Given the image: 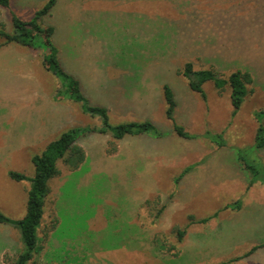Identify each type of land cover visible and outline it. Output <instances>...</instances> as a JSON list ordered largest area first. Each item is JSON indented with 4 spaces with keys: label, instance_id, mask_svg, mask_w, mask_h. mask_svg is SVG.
Masks as SVG:
<instances>
[{
    "label": "rangeland",
    "instance_id": "obj_1",
    "mask_svg": "<svg viewBox=\"0 0 264 264\" xmlns=\"http://www.w3.org/2000/svg\"><path fill=\"white\" fill-rule=\"evenodd\" d=\"M47 1L11 0L9 10L0 8V23L11 33L10 11L30 20ZM238 16L218 32L219 41L204 28L169 30L163 21L177 15L167 0H56L42 18V26L55 29L61 66L79 80L91 105L107 110L111 126L148 121L160 138L117 141L97 133L98 116L56 97L59 82L41 64V44L1 47L0 211L6 217L23 218L29 189L28 181H12L7 173L32 178V155L65 131L91 130L77 140L84 162L72 169L58 161L59 174L49 181L37 264H221L264 245V212L249 222L230 209L237 201L242 208L263 187L249 186L251 175L239 159L264 169V146L254 147L256 120L264 125V115H256L264 110V0H242ZM175 39L182 43L171 44ZM204 56L252 70L255 85L236 113L227 88L204 83L205 101L188 88L181 69L189 62L208 69ZM164 84L175 96L174 120L190 139L178 137L165 117ZM144 156L146 175L131 177L130 159L137 164ZM215 213L205 224L188 225L189 216ZM185 228L178 244L175 229ZM22 250L17 229L1 224L0 264H12ZM263 257L264 247L227 264H264Z\"/></svg>",
    "mask_w": 264,
    "mask_h": 264
},
{
    "label": "trees",
    "instance_id": "obj_2",
    "mask_svg": "<svg viewBox=\"0 0 264 264\" xmlns=\"http://www.w3.org/2000/svg\"><path fill=\"white\" fill-rule=\"evenodd\" d=\"M150 1V0H145ZM173 12L177 15L176 19L164 20L168 25L172 26L169 30L182 28L187 25L188 28H204L209 31V38L216 37L219 41L218 32L222 30L228 22H237L239 19V9L242 0H167ZM11 0H0V8L9 10ZM56 5V0H48L44 6L37 10L30 20H21L10 11V21L12 32L9 33L0 23V43L1 47L8 44H16L20 47L35 50L40 44L44 47V54L41 60L42 66L46 71L50 72L59 82V88L56 97L66 98L80 105L83 113L90 116H98L101 120L102 127L94 130L99 134L109 133L113 140H122L127 136H138L141 134H150L155 138L162 137V134L148 121L130 122L111 126L109 122L108 112L100 106H93L84 96L78 79L67 73L61 66L58 59V49L52 42L55 29L52 26H42V18L51 15V11ZM227 23V24H226ZM168 28V26H167ZM213 41V40H211ZM182 43V42H181ZM178 39L171 43L176 46L181 44ZM210 67L206 70H195L193 65L185 63L181 69V75L187 80L188 88L197 93L200 98L205 101L203 84L212 83L214 89L219 92L226 88L229 91V101L236 113L243 105L246 96L249 93V87L255 85L254 76L249 66L238 61L222 62L218 58H208L204 56ZM227 65V66H225ZM219 69H221L219 71ZM162 94L165 104V117L172 122L174 133L184 139H190V135L186 133L183 127L176 124L174 120V111L176 107L175 96L169 85L162 86ZM257 117L264 115V110L258 112ZM257 119V118H256ZM257 129L255 133L254 147L257 149L264 146V125L261 119H257ZM91 132V130H82L73 128L61 133L57 139L50 142L44 150L38 155L31 156V163L34 168L32 178H27L22 173L9 171L7 176L15 182L28 181L29 189L27 191L26 211L22 219L12 220L6 217L0 211V225L11 226L19 232L20 241L23 250L18 254L12 264H37L35 257L41 252L39 245L38 230L41 226L44 206L46 198L49 194V181L59 174L57 168L58 161L77 169L85 160L83 150L77 145L79 135ZM243 168L250 173L249 186L260 183L264 186V169L255 168L249 165L244 159H239ZM181 177V176H180ZM179 178L177 179V181ZM248 186V187H249ZM230 209L239 211L241 209V201L234 202L230 205ZM162 209L157 211L156 215L161 213ZM213 216L195 220L189 216L188 225L205 224ZM58 222L53 221V227ZM186 229H175L177 243H181L185 235ZM259 246L253 247L241 257L229 260L226 263L237 262L241 259L252 255ZM174 249V248H173Z\"/></svg>",
    "mask_w": 264,
    "mask_h": 264
},
{
    "label": "crops",
    "instance_id": "obj_3",
    "mask_svg": "<svg viewBox=\"0 0 264 264\" xmlns=\"http://www.w3.org/2000/svg\"><path fill=\"white\" fill-rule=\"evenodd\" d=\"M124 139V138H123ZM115 157V156H114ZM147 156L142 157L138 163L136 164V160H131L132 164L128 167V171H132L131 174L133 176L131 177H143L146 175L148 168H147V162H146ZM138 173V174H135ZM251 189V188H249ZM248 189V190H249ZM245 191L248 194H252L251 191ZM257 191H259L260 194H257V198H251L250 201L244 202L242 205V208L240 211V217L242 220H247V221H254V215L255 213L262 211L264 212V186L263 187H257ZM244 192V193H245ZM246 210L249 212L246 214ZM264 227V225H262ZM264 243V239L262 240V244ZM264 245H261L259 248H263ZM257 250H255L256 252ZM264 258V257H263Z\"/></svg>",
    "mask_w": 264,
    "mask_h": 264
}]
</instances>
